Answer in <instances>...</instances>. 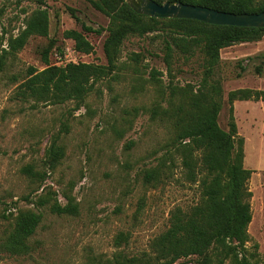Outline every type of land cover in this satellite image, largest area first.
<instances>
[{
	"label": "rangeland",
	"instance_id": "rangeland-1",
	"mask_svg": "<svg viewBox=\"0 0 264 264\" xmlns=\"http://www.w3.org/2000/svg\"><path fill=\"white\" fill-rule=\"evenodd\" d=\"M40 5V0H0V33L5 35L0 48L7 47L9 36H16ZM41 6L50 13L49 35L31 36L0 73V241L14 227L19 211L41 212L43 219L30 238L32 251L11 255L0 249V264H122L125 256L149 250L151 240L168 227L173 208L187 209L200 198L181 166L150 181L145 175L157 166L170 136L151 109L168 97L173 84H199L205 55L186 57L174 51L168 62L163 30L134 34L122 44L118 67L96 84L82 105L76 100H23L15 97L16 88L29 67H46L42 51L52 39L56 45L49 54L51 63H108L106 13L90 0H44ZM83 22L103 28L102 33L88 34L94 44L89 54L77 51L74 40L63 34L70 28L82 30ZM214 77L221 80L225 99L237 88L264 90V36L223 48ZM235 117L239 136L245 139L244 164L253 170L248 246L258 242L264 260V101H236ZM228 120L224 104L219 123L227 130ZM54 139L65 154L49 170L46 152ZM29 163L48 170L43 185L23 171ZM47 190L54 191L62 205L68 202L65 194H71L79 204L78 214L59 215L49 205H37ZM117 255L122 257L115 260ZM178 264H198L197 256Z\"/></svg>",
	"mask_w": 264,
	"mask_h": 264
},
{
	"label": "trees",
	"instance_id": "trees-1",
	"mask_svg": "<svg viewBox=\"0 0 264 264\" xmlns=\"http://www.w3.org/2000/svg\"><path fill=\"white\" fill-rule=\"evenodd\" d=\"M110 17L108 36L104 42L107 64L69 61L66 64L50 62L54 48L52 39L42 51L46 67L39 70L31 66L27 78L21 82L15 97L36 102L63 103L76 100L82 105L96 84L110 76L118 67V59L124 40L130 35H145L163 30L167 60L174 51L186 57L198 52L205 55V74L199 84L172 85L168 97L151 109L152 117L170 131L161 149L156 167L147 171L145 178L169 175L181 166L185 179L195 184L200 198L189 208L175 207L170 211L169 225L155 236L149 250L138 256H125L122 264H178L183 258L197 256L198 264H264L259 243L251 240L249 225L253 218L249 187L253 170L245 166V139L239 136L235 117V102L264 101V90L237 88L224 98L222 82L214 77V70L221 60V50L236 43L258 41L264 36V27L211 24L189 18L150 17L134 11L126 0H90ZM165 3L170 0H156ZM215 9L242 13L264 11V0H181ZM44 4V0H40ZM39 6L26 19L25 27L7 39V47L0 48V73L5 69L10 55L23 49L33 35L48 36L50 13ZM83 29H66L65 38L74 40L75 49L89 54L94 44L89 40L91 32L102 33L85 22ZM5 35L0 33V46ZM158 71H152L157 79ZM165 103V104H163ZM224 104L228 106L229 129L219 123ZM133 142H130L129 146ZM49 170L60 164L64 147L54 139L47 149ZM23 171L37 177L43 185L48 170H36L32 163ZM68 202L62 205L57 194L47 190L36 200L37 205H49L59 215H77L79 204L71 194H65ZM54 199V200H53ZM53 200V202H51ZM43 214L34 210H21L15 217L12 230L0 241V249L11 255L29 254L33 247L30 238L42 222ZM117 255L115 260L121 258Z\"/></svg>",
	"mask_w": 264,
	"mask_h": 264
},
{
	"label": "water",
	"instance_id": "water-1",
	"mask_svg": "<svg viewBox=\"0 0 264 264\" xmlns=\"http://www.w3.org/2000/svg\"><path fill=\"white\" fill-rule=\"evenodd\" d=\"M126 2L137 13L150 17L189 18L219 25L264 27V11L235 13L200 4L184 3L181 0H170L165 3L156 0H126Z\"/></svg>",
	"mask_w": 264,
	"mask_h": 264
}]
</instances>
